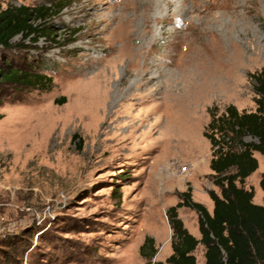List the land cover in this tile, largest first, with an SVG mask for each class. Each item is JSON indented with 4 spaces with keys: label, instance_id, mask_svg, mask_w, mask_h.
Instances as JSON below:
<instances>
[{
    "label": "rangeland",
    "instance_id": "obj_1",
    "mask_svg": "<svg viewBox=\"0 0 264 264\" xmlns=\"http://www.w3.org/2000/svg\"><path fill=\"white\" fill-rule=\"evenodd\" d=\"M21 4L62 7L36 23L48 36L0 49V70L50 79L45 90L0 80V264H149L145 237L151 263L164 262L168 208L189 192L211 214L208 192L219 194L209 123L229 106L255 110L264 0H0ZM254 157L238 186L262 205ZM177 214L199 239L196 212ZM193 255L204 264L201 245Z\"/></svg>",
    "mask_w": 264,
    "mask_h": 264
},
{
    "label": "trees",
    "instance_id": "obj_2",
    "mask_svg": "<svg viewBox=\"0 0 264 264\" xmlns=\"http://www.w3.org/2000/svg\"><path fill=\"white\" fill-rule=\"evenodd\" d=\"M61 7L57 4L37 8L24 4L0 5V49L9 50L18 35L48 36L49 28L36 23L43 22L55 8ZM250 78L254 82L255 110L240 113L229 106L209 123L208 129L214 134L204 133L212 149L209 169L213 173V185L219 188V194L208 192L213 203L212 213L194 202L189 192L183 193L182 201L166 211L172 230V253L164 262L151 263L157 250L154 239L145 237L139 254L149 264H197L193 252L198 245L204 248V264H264V200L262 205L254 204L253 190L238 186L258 169L254 153L264 157V68ZM0 80L40 90H45L50 83L46 76L12 68L0 70ZM247 136L256 142H244ZM259 187L264 192V173ZM180 208L191 209L198 215L199 239L183 226L177 214ZM6 260L3 261L7 264L11 262Z\"/></svg>",
    "mask_w": 264,
    "mask_h": 264
},
{
    "label": "built area",
    "instance_id": "obj_3",
    "mask_svg": "<svg viewBox=\"0 0 264 264\" xmlns=\"http://www.w3.org/2000/svg\"><path fill=\"white\" fill-rule=\"evenodd\" d=\"M190 169H192V167H190L189 165H182V166L180 167V172H181L182 174L190 173V172H189Z\"/></svg>",
    "mask_w": 264,
    "mask_h": 264
},
{
    "label": "bare ground",
    "instance_id": "obj_4",
    "mask_svg": "<svg viewBox=\"0 0 264 264\" xmlns=\"http://www.w3.org/2000/svg\"><path fill=\"white\" fill-rule=\"evenodd\" d=\"M161 14V13H160ZM156 15H158V14H156ZM192 67V66H191Z\"/></svg>",
    "mask_w": 264,
    "mask_h": 264
}]
</instances>
